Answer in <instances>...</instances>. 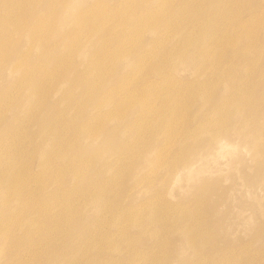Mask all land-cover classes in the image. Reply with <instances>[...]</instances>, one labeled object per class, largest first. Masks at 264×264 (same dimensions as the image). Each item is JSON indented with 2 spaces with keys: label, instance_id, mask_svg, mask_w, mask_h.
Segmentation results:
<instances>
[{
  "label": "rangeland",
  "instance_id": "374dc122",
  "mask_svg": "<svg viewBox=\"0 0 264 264\" xmlns=\"http://www.w3.org/2000/svg\"><path fill=\"white\" fill-rule=\"evenodd\" d=\"M234 92L264 116V0H0V264H264Z\"/></svg>",
  "mask_w": 264,
  "mask_h": 264
},
{
  "label": "bare ground",
  "instance_id": "6f19581e",
  "mask_svg": "<svg viewBox=\"0 0 264 264\" xmlns=\"http://www.w3.org/2000/svg\"><path fill=\"white\" fill-rule=\"evenodd\" d=\"M153 10H157V8L155 7V9ZM206 41H202L199 43V46L202 49H208L209 45L207 43H205ZM132 81L138 82V77H134L132 78ZM235 87V85L233 86ZM237 89L240 91L241 89L236 86ZM205 88V81L200 83V85L197 87V89L192 92V91H188L185 93H179L180 98H182V96H184L185 98L189 97V96H195L197 93H200L204 90ZM234 88H232L231 91H233ZM230 90V88L228 89ZM237 92V91H236ZM243 93H230V97L226 98L224 101H222L219 105V107L221 106V109L214 107V108H210L207 113L205 114L204 118H205V123L207 125H211V123H222L223 121V109L222 107H226L228 109V117L233 119V116L239 121L236 124V127H238V130L243 133V134H249L246 130V125L250 124L255 128V134H249L250 136H252V144L254 149L256 150V155H259L258 157H260V155H262L261 153V149L264 150V116H259L257 113V110L253 108V106L251 104H248V108L246 107V105L244 103H246L244 97L242 96ZM189 100V99H188ZM180 109L184 108L183 104L176 103L174 105V107H178ZM212 126V125H211ZM220 127H214L213 132H217L220 130ZM4 182L8 185V189L9 190H16V180L13 176H6L4 179Z\"/></svg>",
  "mask_w": 264,
  "mask_h": 264
}]
</instances>
